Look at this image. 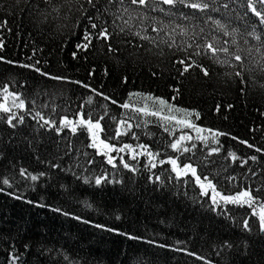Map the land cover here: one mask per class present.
Here are the masks:
<instances>
[{"label": "trees", "instance_id": "obj_1", "mask_svg": "<svg viewBox=\"0 0 264 264\" xmlns=\"http://www.w3.org/2000/svg\"><path fill=\"white\" fill-rule=\"evenodd\" d=\"M93 2L95 7L88 0H0V22H7L0 27V86L7 85L26 105V110L13 109L23 124L12 128L0 119V177L12 185H0V264H13L14 258V264H264L257 215L264 207V153L240 143L264 149V25L250 11L246 15L248 0H212L218 11L207 13L179 3L170 9L159 0H146L144 6L130 0ZM181 11L192 15L185 19ZM91 22L98 25L91 32L107 27L112 33V51L95 37L87 50L77 47ZM208 43L228 52L213 56L205 51ZM189 56L208 76L199 67L179 74L183 66L176 61ZM36 61L42 72L66 79L20 66ZM147 96L198 113V119H189L205 129L201 135L209 141L207 130L224 135L205 146L195 139V129L121 107L126 102L141 107ZM37 112L57 126L63 118L78 124L81 113L94 122L103 116L100 139L117 148L146 145L159 153L157 166L150 168L147 155L132 159L126 150L111 153L114 168L90 147L86 130L78 127L72 134L64 128L58 135L40 126ZM162 114H169L166 108ZM118 129L127 134L117 138ZM181 135L191 136L185 145L196 147L174 151L170 144ZM215 147L220 151L209 155ZM230 152L258 160L241 167L239 160L227 158ZM121 156L136 171L124 168ZM169 157H179L181 167L191 163L222 195L251 189L258 199L249 207L217 197L213 205L211 190L204 195L190 173L177 180L171 165L159 163ZM21 168L39 179L21 177ZM101 175L107 179L97 185Z\"/></svg>", "mask_w": 264, "mask_h": 264}, {"label": "snow or ice", "instance_id": "obj_2", "mask_svg": "<svg viewBox=\"0 0 264 264\" xmlns=\"http://www.w3.org/2000/svg\"><path fill=\"white\" fill-rule=\"evenodd\" d=\"M109 2L111 3V2H113V0H109ZM115 2L123 4V0H115ZM159 2L162 3L163 5L169 6L170 9H174L176 7L177 3H179V4L183 5V7L193 9V10L203 12V13H207L209 10L218 11V9L212 7V0H159ZM88 3L90 5H92L93 7H95L93 0H88ZM130 3L134 4V5L144 6L146 4V0H130ZM256 4H259L261 6V10H258V8L256 7ZM223 6L225 8L228 7L227 4H224ZM125 11H127V9H125ZM160 11H165V9L161 8ZM177 11H179V10L177 9ZM248 11H250L256 18H258L256 21L257 23L264 25V0H255V3H253L252 0H248V2L246 3V15H247ZM180 15L183 18L187 19V18H189L190 15H192V13H184L181 11ZM208 19H212V17L209 16ZM88 20L92 21L93 17L88 16ZM6 23H7L6 21L0 22V27L5 26ZM125 23H127V21ZM215 23L217 25L220 24V22L218 20L215 21ZM97 27H98V25L95 22L90 23L89 27L85 30V33L83 35L84 43L78 45L77 46L78 48H80L82 50H87L89 48V46L92 44L93 37H95L96 39L103 40L106 44H108V50L109 51L113 50L111 48V44L108 43L109 40L111 39L112 33L109 32L107 27H100V30L96 33L91 32V29H96ZM221 27H223V26L221 25ZM262 30H264V29H262ZM121 31H123V29H121ZM153 31H159V29L153 28ZM225 34L227 35L228 33L226 32ZM251 34L256 39H258V40L260 39V37L255 34V31H253V33H251ZM135 35L138 36L140 39H143V40L149 39V37L146 35L141 36L140 32H136ZM2 47H3V45H2V43H0V48H2ZM189 47H191V46L189 45ZM205 51L206 52L210 51L211 54L213 56H215L218 51H223V52L227 53L228 49L227 48L218 49V48L214 47L212 43H208L205 46ZM199 54H200L199 52L196 53V55H199ZM75 55L76 54L73 53L74 57H75ZM0 59H2V57H0ZM234 59L236 61H241L242 57L240 55H235ZM9 63H11V61H9ZM176 63L183 66L181 69H179L180 75H184L185 73L189 72L192 67H199L200 70L203 72L204 76H208V74H209L208 70L203 65L196 64L194 61H192L190 56L185 58V59H180V60L176 61ZM36 64H39V61H36L32 65L23 64L20 66L26 67V68H32L34 71L40 72L41 75L49 76V78H51V79H55V80H65L66 79L65 77L50 76V74L44 73L41 71V69L39 67H36ZM236 75L240 76L241 73H236ZM75 83H81V82L77 81ZM83 86L88 87V85H83ZM92 91L95 92L96 90L93 89ZM0 92H2V94H3L2 95L3 102H0V113L7 114L6 116L0 117V119H4L5 122L9 125V127H12V128L17 127L18 124H23L24 123V117L18 115L17 112L13 111V109L26 110L25 101L20 98L19 94L10 91V89L7 85L0 86ZM97 95H103V94L97 93ZM136 95H140V94H136ZM9 99H11V104L8 103ZM104 99L111 100V98L107 97V96H105ZM144 100H145V103L141 107H136L133 104L128 103V102L123 103L121 105V107L124 109H130L137 114L142 113L145 116L158 117L159 119H161L163 121L173 123L174 126H182L184 128L195 129V131L197 133L195 139L200 140L201 142L205 143V146H207L209 142L218 143L217 137L220 135H224L223 133H220V132H212V130H207V131H209V133L211 135V141H209L208 136L201 135V133H203L205 131V129L197 127V125L192 123V121L189 119L193 115H195V117L198 119L199 118L198 113L187 112L184 109L175 108L173 105L169 104L163 98L147 96V97H144ZM88 102L91 103V99H89ZM149 102H151V103H149ZM111 103L115 104V103H117V101L111 100ZM229 107H231V106H229ZM165 108L167 109V112L169 113L168 115L162 114V112ZM217 111H219V107H217ZM173 113H183V116H177V115H174ZM36 117H38L40 121H43V123L40 125L41 127H47L49 129H54L58 135L63 132L64 128H69L72 134H76L78 127L83 128L90 135V138H91L90 147L97 149L99 154L104 155L107 158V163L112 165V167H114V168L117 166L116 165V157L111 155V153L116 152L119 154V153H124L126 150L131 154L132 159H136L140 155H147L149 158L150 168H155L157 166L156 162H154V161L156 160V157L159 155V153H153L148 148V146H146V145H138L136 147H133L132 145L125 144L122 147L117 148L116 146H114L110 143H107L105 140L100 139L99 133L103 131L100 120L103 119V116H101L98 120H96L94 122L91 118L85 120L83 114L81 113L78 124L76 121L68 120L67 118H63L60 122V126H57L54 121L46 120L43 116L40 115L39 112L36 113ZM14 121H15V123H14ZM119 124L121 127H126L129 130L132 127V125L129 124L127 121H119ZM165 131H170L167 124L165 125ZM121 134H127V133L126 132L121 133L118 129L117 130V138ZM192 139L193 138L191 136L181 135V136H179V138H177L176 140H174L170 144V147L174 151H177L180 153L189 152L193 148H195L196 145L192 144L190 147L186 146L185 141H190ZM240 143L245 144L248 148H253L254 151H256V152L264 153V149H261L259 147H255L254 145L248 143L247 141L242 140V141H240ZM137 148H139V151H137ZM219 151H220L219 147L210 148L209 149V155H211L213 153H218ZM65 154L66 155L68 154L67 151L65 152ZM227 158H230L233 163H235L237 160H239L241 167H243L244 165H247L249 160H251L253 162H256L258 160V157L255 155H252V156H249L247 158L242 159L241 157H238L236 155V153H234V152L228 153ZM120 160H121L124 168L129 169L130 171H136L135 168L131 167L129 165V163L124 161L123 156L120 157ZM178 160H179V157H176V158L169 157L167 160H159V163L161 165H163L165 163L171 165V171L173 173H175V179H177V180H180L182 177L187 176L190 173L191 176L195 178L196 184L199 185V187H200V189L204 195H207L208 190H211V192H212L211 200H212L213 205L218 204L217 197H219V200L223 201L225 204L230 203V204H237L240 206L248 205L249 207H251L252 204L255 203L256 200L258 199L257 197L252 195L251 189H245L244 191H241L234 196L222 195L221 193L216 191L215 185L212 183L211 180L208 179L207 176L201 178L199 175H197V170L191 163L184 164L181 167V165L178 163ZM88 163H92V161L89 160ZM58 166L59 165H56V164L52 165V167H58ZM249 171H252V170L249 169ZM19 174L21 177H23L25 179L30 178L32 181H36L37 179H39L38 176L31 175L30 173L27 172L26 169H23V168H21L19 170ZM252 174L255 175V172H252ZM41 175H43V173H41ZM106 179H107V177H105L103 175L98 176L95 179V183L97 185H100L102 183V181L106 180ZM233 179H234V177H233ZM155 181L159 182L160 177L156 176ZM0 185H7L8 187L12 186L10 180L6 177H0ZM0 191H3L2 187H0ZM17 198L19 199L20 197H17ZM257 215L259 216V228H260V230L264 231V207L261 208V211ZM243 227L245 229H249V224L247 221L243 222ZM109 230H111V229H109ZM130 238H132V237H130ZM188 254L196 256L197 259H203L202 257H199L195 253H188ZM14 261H15V258L13 260V264H14Z\"/></svg>", "mask_w": 264, "mask_h": 264}]
</instances>
